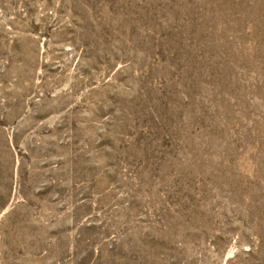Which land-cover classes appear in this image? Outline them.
I'll use <instances>...</instances> for the list:
<instances>
[{"label": "rangeland", "instance_id": "rangeland-1", "mask_svg": "<svg viewBox=\"0 0 264 264\" xmlns=\"http://www.w3.org/2000/svg\"><path fill=\"white\" fill-rule=\"evenodd\" d=\"M0 264H264V0H0Z\"/></svg>", "mask_w": 264, "mask_h": 264}]
</instances>
